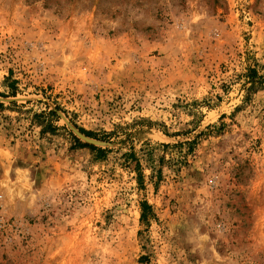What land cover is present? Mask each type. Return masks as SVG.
Returning <instances> with one entry per match:
<instances>
[{
	"label": "rangeland",
	"instance_id": "obj_1",
	"mask_svg": "<svg viewBox=\"0 0 264 264\" xmlns=\"http://www.w3.org/2000/svg\"><path fill=\"white\" fill-rule=\"evenodd\" d=\"M0 104V264H264V0H0Z\"/></svg>",
	"mask_w": 264,
	"mask_h": 264
},
{
	"label": "trees",
	"instance_id": "obj_2",
	"mask_svg": "<svg viewBox=\"0 0 264 264\" xmlns=\"http://www.w3.org/2000/svg\"><path fill=\"white\" fill-rule=\"evenodd\" d=\"M246 79L247 81L250 82V86L249 87H252L255 83V79L257 76V71L255 68L253 67H248L247 68V71H246ZM261 79H263L262 77H260ZM1 105V104H0ZM80 130L85 133L86 135H89V136H94V133L92 131H89V130H85L83 128H80ZM77 141V145L80 146V147H89L91 150H93L96 154L97 157H103L104 154H105V150L103 148H100V147H96L94 145H91V144H87V143H83V142H80L78 140ZM140 173L138 172L137 174V179H138V182L140 183L141 182V178H140ZM149 208V205L146 203V202H142V211H141V217H144V214L147 212V209Z\"/></svg>",
	"mask_w": 264,
	"mask_h": 264
},
{
	"label": "water",
	"instance_id": "obj_3",
	"mask_svg": "<svg viewBox=\"0 0 264 264\" xmlns=\"http://www.w3.org/2000/svg\"><path fill=\"white\" fill-rule=\"evenodd\" d=\"M79 135L81 136V138L88 140V138L86 136L82 135L81 133H79Z\"/></svg>",
	"mask_w": 264,
	"mask_h": 264
}]
</instances>
